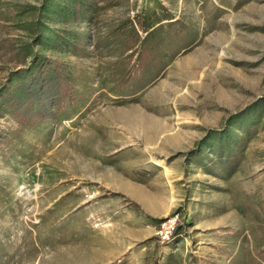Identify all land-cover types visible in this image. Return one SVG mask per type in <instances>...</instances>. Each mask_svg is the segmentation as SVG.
Instances as JSON below:
<instances>
[{
    "label": "rangeland",
    "instance_id": "rangeland-1",
    "mask_svg": "<svg viewBox=\"0 0 264 264\" xmlns=\"http://www.w3.org/2000/svg\"><path fill=\"white\" fill-rule=\"evenodd\" d=\"M35 56L73 100L0 112V264H264V0H0V90Z\"/></svg>",
    "mask_w": 264,
    "mask_h": 264
},
{
    "label": "trees",
    "instance_id": "trees-1",
    "mask_svg": "<svg viewBox=\"0 0 264 264\" xmlns=\"http://www.w3.org/2000/svg\"><path fill=\"white\" fill-rule=\"evenodd\" d=\"M64 69L48 57H34L28 68L9 75L0 90V112L28 127L62 114L73 100Z\"/></svg>",
    "mask_w": 264,
    "mask_h": 264
},
{
    "label": "bare ground",
    "instance_id": "bare-ground-1",
    "mask_svg": "<svg viewBox=\"0 0 264 264\" xmlns=\"http://www.w3.org/2000/svg\"><path fill=\"white\" fill-rule=\"evenodd\" d=\"M131 118H133V117L131 116Z\"/></svg>",
    "mask_w": 264,
    "mask_h": 264
}]
</instances>
